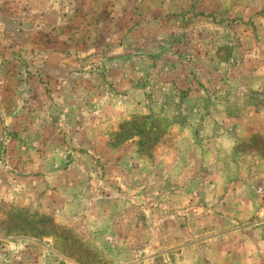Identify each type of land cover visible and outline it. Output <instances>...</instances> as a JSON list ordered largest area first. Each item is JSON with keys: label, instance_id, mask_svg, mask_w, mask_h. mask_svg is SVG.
Returning <instances> with one entry per match:
<instances>
[{"label": "rangeland", "instance_id": "1", "mask_svg": "<svg viewBox=\"0 0 264 264\" xmlns=\"http://www.w3.org/2000/svg\"><path fill=\"white\" fill-rule=\"evenodd\" d=\"M130 1L6 2L0 264H264V0Z\"/></svg>", "mask_w": 264, "mask_h": 264}, {"label": "crops", "instance_id": "2", "mask_svg": "<svg viewBox=\"0 0 264 264\" xmlns=\"http://www.w3.org/2000/svg\"><path fill=\"white\" fill-rule=\"evenodd\" d=\"M16 2H19L21 3L22 2V7L21 8H26L27 9V12L25 15H31L32 13L30 12V10H33V9H41V8H45V7H48L50 8L52 5H46V3H49V2H52V1H55V0H15ZM26 1V2H25ZM58 1H61V0H58ZM123 3L122 4H119V7L123 8V7H126V2L127 3H131L130 0H121ZM141 0H134V5L138 2H140ZM10 3L12 6H15L12 2V0H0V20L3 21L4 18H14L16 15H13L12 13H6L4 11V9H6L7 6V3ZM17 6H20V5H17ZM16 7V6H15ZM52 7L55 8V5H53ZM20 16L22 14H19ZM16 19V18H15ZM14 19V21H15ZM13 21V20H12ZM13 21V23H14Z\"/></svg>", "mask_w": 264, "mask_h": 264}]
</instances>
